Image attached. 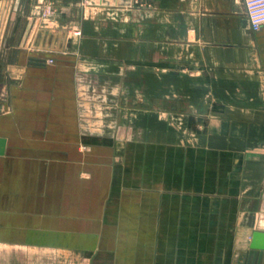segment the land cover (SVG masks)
Listing matches in <instances>:
<instances>
[{
  "label": "crops",
  "instance_id": "crops-1",
  "mask_svg": "<svg viewBox=\"0 0 264 264\" xmlns=\"http://www.w3.org/2000/svg\"><path fill=\"white\" fill-rule=\"evenodd\" d=\"M0 138V264H264L243 0H0Z\"/></svg>",
  "mask_w": 264,
  "mask_h": 264
},
{
  "label": "built area",
  "instance_id": "built-area-1",
  "mask_svg": "<svg viewBox=\"0 0 264 264\" xmlns=\"http://www.w3.org/2000/svg\"><path fill=\"white\" fill-rule=\"evenodd\" d=\"M243 2L251 30L259 31L264 26V0H243Z\"/></svg>",
  "mask_w": 264,
  "mask_h": 264
},
{
  "label": "water",
  "instance_id": "water-1",
  "mask_svg": "<svg viewBox=\"0 0 264 264\" xmlns=\"http://www.w3.org/2000/svg\"><path fill=\"white\" fill-rule=\"evenodd\" d=\"M5 145H6V141L3 138H0V156H2L4 154L5 151ZM260 237H264L263 234H259V233H255L253 235V240H252V244H251V252L250 255L255 256L257 251H260L261 253L259 254V257H261L262 252L264 251V245L260 246L259 244L256 243L257 239Z\"/></svg>",
  "mask_w": 264,
  "mask_h": 264
}]
</instances>
